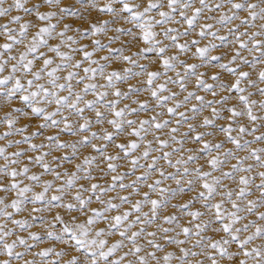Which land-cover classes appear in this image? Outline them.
<instances>
[{
    "label": "snow or ice",
    "instance_id": "6c2138e0",
    "mask_svg": "<svg viewBox=\"0 0 264 264\" xmlns=\"http://www.w3.org/2000/svg\"><path fill=\"white\" fill-rule=\"evenodd\" d=\"M0 264H264V0H0Z\"/></svg>",
    "mask_w": 264,
    "mask_h": 264
},
{
    "label": "rangeland",
    "instance_id": "374dc122",
    "mask_svg": "<svg viewBox=\"0 0 264 264\" xmlns=\"http://www.w3.org/2000/svg\"><path fill=\"white\" fill-rule=\"evenodd\" d=\"M77 22H78V21H74V23H77ZM190 146H191V145H190ZM109 150L112 151L113 149H109ZM143 190H146V189H142V191H143Z\"/></svg>",
    "mask_w": 264,
    "mask_h": 264
}]
</instances>
